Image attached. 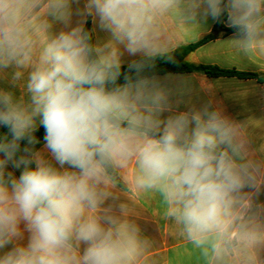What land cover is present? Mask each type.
I'll list each match as a JSON object with an SVG mask.
<instances>
[{
	"label": "clouds",
	"instance_id": "obj_1",
	"mask_svg": "<svg viewBox=\"0 0 264 264\" xmlns=\"http://www.w3.org/2000/svg\"><path fill=\"white\" fill-rule=\"evenodd\" d=\"M80 4L0 0V79L19 91L0 88V264H264L256 122L210 101L179 111L185 81L152 74L174 37L225 15L234 60L264 71V0ZM133 198L158 200L171 256L154 254Z\"/></svg>",
	"mask_w": 264,
	"mask_h": 264
},
{
	"label": "crops",
	"instance_id": "obj_2",
	"mask_svg": "<svg viewBox=\"0 0 264 264\" xmlns=\"http://www.w3.org/2000/svg\"><path fill=\"white\" fill-rule=\"evenodd\" d=\"M84 0H81L82 7ZM74 7H76L74 5ZM78 17H73V23ZM217 21L211 18L206 23H202L199 35L196 38H187L178 36L173 38L174 45L177 48L187 46L198 41L202 36L210 33ZM227 25V19L224 22ZM59 27V26H58ZM90 33L93 42H101L108 39V33L94 25L90 18ZM230 28V27H228ZM95 29L93 32L92 30ZM235 33L225 37L210 41L195 51L187 55V61L196 65H213L223 69H236L242 72H251L264 74L256 65L248 61L236 62L233 58V52L230 46L225 42L230 40ZM127 53L124 54V65H127L132 59ZM171 75L176 78V82L181 79L185 81L187 91L182 97H173L174 103L179 100L177 110L184 111L190 105L201 107L207 102H211L213 107H220L230 118L238 122L255 121L249 131L252 133L251 147L259 149L264 144V81L257 79H241L238 77H208L204 73H167L157 75L164 78ZM0 88L12 90L19 95L17 89L11 88L9 80L0 79ZM44 142L39 144L37 150L43 149ZM34 166V165H33ZM16 175L19 174L16 172ZM260 201L264 202V193L260 196ZM130 210L136 215L139 223L145 233L155 241L154 254L161 258L167 254L172 255L173 249L180 248V242L171 235V224L156 214L159 207L158 200L152 198L132 199L130 200ZM161 264H164L163 260Z\"/></svg>",
	"mask_w": 264,
	"mask_h": 264
},
{
	"label": "trees",
	"instance_id": "obj_3",
	"mask_svg": "<svg viewBox=\"0 0 264 264\" xmlns=\"http://www.w3.org/2000/svg\"><path fill=\"white\" fill-rule=\"evenodd\" d=\"M227 17L222 16L220 21H217L212 29V31L204 36H202L198 41L191 43L187 46L179 47L175 49L173 55V61L169 62L166 59H158L156 62L155 69L152 70V74L162 75L167 73H176V74H184V73H194L201 72L204 73L208 77H238L241 79H257L259 82L264 81V74H257L251 72H242L236 69H223L213 65H196L187 61V55L202 45L213 41L220 37H225L229 34L235 33V29L228 28L224 25ZM86 28L90 31V18H88ZM124 72H127V65H124ZM121 82H123V76L121 77ZM44 134L45 130L42 126H40L35 133L39 144L44 142ZM26 142L22 141L21 146ZM36 147V149H37Z\"/></svg>",
	"mask_w": 264,
	"mask_h": 264
},
{
	"label": "rangeland",
	"instance_id": "obj_4",
	"mask_svg": "<svg viewBox=\"0 0 264 264\" xmlns=\"http://www.w3.org/2000/svg\"><path fill=\"white\" fill-rule=\"evenodd\" d=\"M8 132V129L7 128H4V127H0V135H4V134H6ZM25 146V144L24 145H22L21 146V148H23ZM37 147V144L35 145V148ZM34 167V166H33ZM18 174H19V171L17 170L16 171Z\"/></svg>",
	"mask_w": 264,
	"mask_h": 264
}]
</instances>
